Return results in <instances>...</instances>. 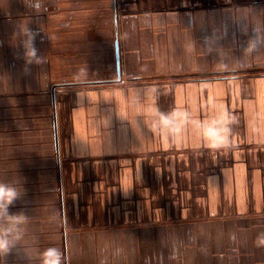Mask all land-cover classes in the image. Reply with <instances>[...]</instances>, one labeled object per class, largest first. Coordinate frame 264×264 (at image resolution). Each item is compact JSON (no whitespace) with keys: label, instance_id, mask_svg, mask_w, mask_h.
I'll use <instances>...</instances> for the list:
<instances>
[{"label":"crops","instance_id":"1","mask_svg":"<svg viewBox=\"0 0 264 264\" xmlns=\"http://www.w3.org/2000/svg\"><path fill=\"white\" fill-rule=\"evenodd\" d=\"M0 181V264H264V0H0Z\"/></svg>","mask_w":264,"mask_h":264},{"label":"clouds","instance_id":"2","mask_svg":"<svg viewBox=\"0 0 264 264\" xmlns=\"http://www.w3.org/2000/svg\"><path fill=\"white\" fill-rule=\"evenodd\" d=\"M38 33L24 28L22 32L14 34L19 42V47L23 50L22 58L26 65L41 64L43 60L37 55L36 36ZM185 119L177 112L168 114L160 113L158 125L165 129L176 128L181 125ZM201 131L206 135L209 142L217 146H223L228 139L229 128L225 120L219 122L212 121L209 124L202 125ZM22 196V189L18 181H0V257L8 255L16 247L17 243L23 239L26 231V225L29 219L23 213H10V206ZM256 245L264 247V233L257 236ZM45 264H60L61 253L55 248L45 250Z\"/></svg>","mask_w":264,"mask_h":264},{"label":"water","instance_id":"3","mask_svg":"<svg viewBox=\"0 0 264 264\" xmlns=\"http://www.w3.org/2000/svg\"><path fill=\"white\" fill-rule=\"evenodd\" d=\"M119 56H118V51H117V44H116V67H117V71L119 70Z\"/></svg>","mask_w":264,"mask_h":264},{"label":"trees","instance_id":"4","mask_svg":"<svg viewBox=\"0 0 264 264\" xmlns=\"http://www.w3.org/2000/svg\"><path fill=\"white\" fill-rule=\"evenodd\" d=\"M88 85H97L96 83H89Z\"/></svg>","mask_w":264,"mask_h":264}]
</instances>
